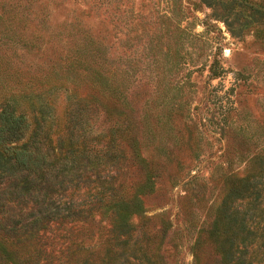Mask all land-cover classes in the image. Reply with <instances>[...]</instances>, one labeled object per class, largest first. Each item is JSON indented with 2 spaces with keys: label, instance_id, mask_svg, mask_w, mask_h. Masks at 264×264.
<instances>
[{
  "label": "trees",
  "instance_id": "1",
  "mask_svg": "<svg viewBox=\"0 0 264 264\" xmlns=\"http://www.w3.org/2000/svg\"><path fill=\"white\" fill-rule=\"evenodd\" d=\"M24 1L0 0V22L9 33L2 44L26 51L55 35L66 42L55 64L64 73L63 80L54 72L0 80V92L18 87L47 95L37 105L39 115L33 109L30 117L0 97V264H166L163 252L171 248L174 254L181 230L189 231L185 222L194 216L193 202L187 197L179 205L183 223L171 227L164 209L145 213L143 200L180 180L196 181L190 172L195 135L169 123L170 113L182 112L181 103L149 98L137 105L86 31L50 33L41 23L36 33L17 35L11 22L24 28L36 12L33 0ZM252 17L264 24L263 13ZM52 91L62 94L64 105L55 122H45ZM237 132L242 147H225L217 155L209 225L205 230L199 223L195 230L193 224L190 245L200 255L199 244L207 240L210 255H196L191 264H264V142L249 148L253 133ZM183 141L187 147L177 148ZM205 187H190L189 195H202ZM93 236L108 245L101 254L89 252Z\"/></svg>",
  "mask_w": 264,
  "mask_h": 264
},
{
  "label": "rangeland",
  "instance_id": "2",
  "mask_svg": "<svg viewBox=\"0 0 264 264\" xmlns=\"http://www.w3.org/2000/svg\"><path fill=\"white\" fill-rule=\"evenodd\" d=\"M209 1L207 5L201 0H33L30 7L36 12L28 15L24 28L22 22H11L17 35L36 33L41 23L50 33L57 29L86 31L98 42L106 61L117 67L119 80L130 92L127 97L137 105L149 98L156 102L163 98L168 106L181 103L182 112L170 113L169 123L175 131L183 127L195 135L197 153L190 172L197 174L196 181L189 184L180 180L167 191H152L143 200L145 213L164 209L165 216L172 219L171 227L183 223L185 215H181L179 205H185L187 197L193 202L194 216L190 220L187 215L185 222L191 223L189 231L181 230L174 254L171 248L163 252L166 264L174 259L179 261L177 264H191L201 255H210L207 240L199 244L200 255L195 254L190 242L199 223L206 230L210 222L208 204L216 194L210 184L219 171V151L242 147L237 131L253 133L246 143L249 148L264 142V24L252 19L258 11L264 14V0ZM41 16H46L43 22ZM3 23L1 82L35 79L51 72L63 80L64 72L55 64L65 54L66 42L52 35L40 48H5L2 42L9 33L4 34ZM46 96L33 88L14 87L0 92V97L28 117L33 109L39 115L37 105ZM46 102L47 112L42 116L45 122H55L63 109L62 94L52 91ZM185 143L177 148L187 147ZM202 183L206 185L203 194L191 197L190 187L198 189ZM88 243L93 255L108 248L95 236Z\"/></svg>",
  "mask_w": 264,
  "mask_h": 264
}]
</instances>
